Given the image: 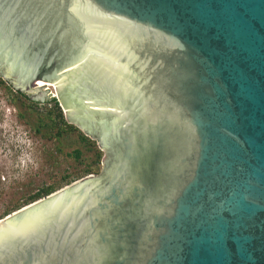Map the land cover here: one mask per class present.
<instances>
[{
  "label": "water",
  "instance_id": "95a60500",
  "mask_svg": "<svg viewBox=\"0 0 264 264\" xmlns=\"http://www.w3.org/2000/svg\"><path fill=\"white\" fill-rule=\"evenodd\" d=\"M0 77L104 151L0 217V264H102L137 227L132 264H264V0H0ZM162 141L172 184L108 226Z\"/></svg>",
  "mask_w": 264,
  "mask_h": 264
},
{
  "label": "rangeland",
  "instance_id": "374dc122",
  "mask_svg": "<svg viewBox=\"0 0 264 264\" xmlns=\"http://www.w3.org/2000/svg\"><path fill=\"white\" fill-rule=\"evenodd\" d=\"M49 91L53 96L54 88L49 86ZM59 108L67 121L60 105ZM50 110L56 119L53 102L26 101L0 77V216L42 187L66 185L68 175L76 179L98 175L102 170L103 149L74 124L75 132L65 134L60 142L34 133L37 121ZM41 131L46 133L45 128ZM73 149L80 151L77 159L70 155ZM97 154L100 156L96 164ZM86 169L90 173L86 174Z\"/></svg>",
  "mask_w": 264,
  "mask_h": 264
},
{
  "label": "flooded vegetation",
  "instance_id": "af4514ba",
  "mask_svg": "<svg viewBox=\"0 0 264 264\" xmlns=\"http://www.w3.org/2000/svg\"><path fill=\"white\" fill-rule=\"evenodd\" d=\"M139 143L140 158L130 167L129 171V178L131 179L130 187L132 189L129 191V196L121 206H113L110 208L108 213L110 222H108V226L125 216L136 217L139 207L136 203H143L146 197L155 194L156 190L159 189L161 191L172 184L173 180L166 173L167 165L166 161L162 158V154H165L168 150L174 149V144H170L168 141H162L158 145V148H156L158 160L149 163L142 147L143 145L141 142ZM119 148L121 149L120 141H113L110 147L107 148V153L110 155L111 159H113L114 154H117ZM159 168H161L162 171H160ZM155 180H158V183L156 186H153ZM136 186L138 187L137 192L139 194L137 197L132 194ZM137 228L135 234L120 232L118 229L115 233V241L109 240L101 245L102 264H114L116 259H125L122 264H132L130 258H133L136 253L138 241ZM119 241H123L124 245L127 244L126 249L122 251L123 254L117 249V243H119Z\"/></svg>",
  "mask_w": 264,
  "mask_h": 264
},
{
  "label": "trees",
  "instance_id": "16d2710c",
  "mask_svg": "<svg viewBox=\"0 0 264 264\" xmlns=\"http://www.w3.org/2000/svg\"><path fill=\"white\" fill-rule=\"evenodd\" d=\"M15 92L17 95L23 97L26 101H30V98L24 92H21L18 90H15ZM50 101L53 102V107L55 110L54 118L56 117V119H53V117L51 116L52 115L51 112H53V111L50 110L48 112V115L45 118H40L37 121V123H36L37 125H35V127H33V129H34V133L40 134L44 138H47V137L53 138L54 140H57L60 142V140L64 137L65 134H68L69 132H75L76 128L73 124H70L64 120L63 115H62L61 110H60L59 105H58L59 101L57 99H55V97H52L50 99ZM41 128H45L46 133H42L43 131H41ZM47 132H48V135L46 136ZM79 137L81 140H85L84 136L79 135ZM70 155L74 159H77L80 156L79 149H73L71 151ZM99 156H100V154L96 155V159H95L96 164L99 161ZM89 170L90 169H86V170H84V172L86 174H88V173H90ZM76 179H78V177ZM76 179L70 178L69 175L67 177H65L66 184H68V183H70ZM58 188H60V186L47 185L45 187H42L37 192L29 195L26 199H24V201L22 203L15 205L11 210L5 211L0 217H3L5 214L23 206L24 204H27L33 200H36L42 196H45V195L49 194L50 192H52Z\"/></svg>",
  "mask_w": 264,
  "mask_h": 264
},
{
  "label": "bare ground",
  "instance_id": "6f19581e",
  "mask_svg": "<svg viewBox=\"0 0 264 264\" xmlns=\"http://www.w3.org/2000/svg\"><path fill=\"white\" fill-rule=\"evenodd\" d=\"M50 87H53L54 89H56L54 86H50ZM53 96L55 97V94Z\"/></svg>",
  "mask_w": 264,
  "mask_h": 264
}]
</instances>
